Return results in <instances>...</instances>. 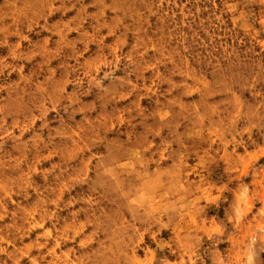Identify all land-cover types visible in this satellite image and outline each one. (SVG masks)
Returning a JSON list of instances; mask_svg holds the SVG:
<instances>
[{
  "label": "rangeland",
  "instance_id": "374dc122",
  "mask_svg": "<svg viewBox=\"0 0 264 264\" xmlns=\"http://www.w3.org/2000/svg\"><path fill=\"white\" fill-rule=\"evenodd\" d=\"M0 264H264V0H0Z\"/></svg>",
  "mask_w": 264,
  "mask_h": 264
}]
</instances>
